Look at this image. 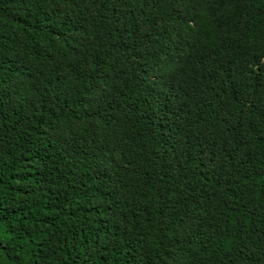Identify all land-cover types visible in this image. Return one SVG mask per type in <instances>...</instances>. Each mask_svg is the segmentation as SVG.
I'll use <instances>...</instances> for the list:
<instances>
[{"label":"trees","instance_id":"1","mask_svg":"<svg viewBox=\"0 0 264 264\" xmlns=\"http://www.w3.org/2000/svg\"><path fill=\"white\" fill-rule=\"evenodd\" d=\"M0 264H264V0H0Z\"/></svg>","mask_w":264,"mask_h":264},{"label":"rangeland","instance_id":"2","mask_svg":"<svg viewBox=\"0 0 264 264\" xmlns=\"http://www.w3.org/2000/svg\"><path fill=\"white\" fill-rule=\"evenodd\" d=\"M5 237H6V234L3 228L0 226V240H4Z\"/></svg>","mask_w":264,"mask_h":264}]
</instances>
